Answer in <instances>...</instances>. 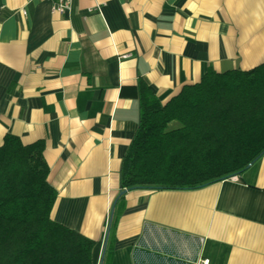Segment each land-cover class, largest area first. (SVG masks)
Wrapping results in <instances>:
<instances>
[{
	"label": "crops",
	"instance_id": "1",
	"mask_svg": "<svg viewBox=\"0 0 264 264\" xmlns=\"http://www.w3.org/2000/svg\"><path fill=\"white\" fill-rule=\"evenodd\" d=\"M53 2L0 0V148L43 142L51 219L96 242L100 264L138 82L165 106L208 71L260 67L264 0H74L63 15ZM114 215L103 264H264V157L198 190L128 191Z\"/></svg>",
	"mask_w": 264,
	"mask_h": 264
},
{
	"label": "trees",
	"instance_id": "2",
	"mask_svg": "<svg viewBox=\"0 0 264 264\" xmlns=\"http://www.w3.org/2000/svg\"><path fill=\"white\" fill-rule=\"evenodd\" d=\"M135 89L140 119L122 160V191L198 190L240 177L264 157V64L208 71L165 106L143 81ZM43 154V142L14 136L0 148V264H94L96 242L51 219L57 194Z\"/></svg>",
	"mask_w": 264,
	"mask_h": 264
},
{
	"label": "built area",
	"instance_id": "3",
	"mask_svg": "<svg viewBox=\"0 0 264 264\" xmlns=\"http://www.w3.org/2000/svg\"><path fill=\"white\" fill-rule=\"evenodd\" d=\"M74 0H55L52 3L51 13L53 15H63L70 9V5ZM94 2H101L102 0H91ZM101 7V3L96 6V9ZM197 264H211L209 259L202 258Z\"/></svg>",
	"mask_w": 264,
	"mask_h": 264
},
{
	"label": "water",
	"instance_id": "4",
	"mask_svg": "<svg viewBox=\"0 0 264 264\" xmlns=\"http://www.w3.org/2000/svg\"><path fill=\"white\" fill-rule=\"evenodd\" d=\"M127 193H128V191H122L119 194V197L117 198V200L113 204L112 213H111L108 225H107V230H106V235H105V239H104V245H103V250H102V256H101L100 264H103L104 258H105V255H106V250H107V245H108V241H109V236H110V231H111V226H112V220H113V215H114V209H115L119 199L122 198L123 196H125Z\"/></svg>",
	"mask_w": 264,
	"mask_h": 264
},
{
	"label": "rangeland",
	"instance_id": "5",
	"mask_svg": "<svg viewBox=\"0 0 264 264\" xmlns=\"http://www.w3.org/2000/svg\"><path fill=\"white\" fill-rule=\"evenodd\" d=\"M175 126H176V125H175V124H173V125H171V126H170V128H171V129H173Z\"/></svg>",
	"mask_w": 264,
	"mask_h": 264
}]
</instances>
